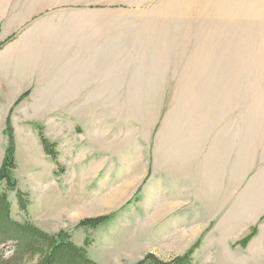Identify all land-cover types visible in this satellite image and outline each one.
I'll use <instances>...</instances> for the list:
<instances>
[{"label": "rangeland", "instance_id": "1", "mask_svg": "<svg viewBox=\"0 0 264 264\" xmlns=\"http://www.w3.org/2000/svg\"><path fill=\"white\" fill-rule=\"evenodd\" d=\"M11 137L13 219L97 264H264V0H0Z\"/></svg>", "mask_w": 264, "mask_h": 264}, {"label": "trees", "instance_id": "2", "mask_svg": "<svg viewBox=\"0 0 264 264\" xmlns=\"http://www.w3.org/2000/svg\"><path fill=\"white\" fill-rule=\"evenodd\" d=\"M40 140L45 151L53 160L57 152L53 144L45 138L40 129ZM11 139L6 150L5 159L0 169V184H6V191L0 192V264H97L87 252V243L78 246L72 242L67 232L49 234L26 220L16 221L11 216L9 193L18 191L17 183L12 177L16 168L14 143ZM20 210L26 212L30 201L24 193H17ZM110 217L82 221L80 227L95 229L109 221ZM198 245H194L186 254L172 261L164 262L148 254L136 264H194L192 255ZM10 254H7L9 252Z\"/></svg>", "mask_w": 264, "mask_h": 264}]
</instances>
